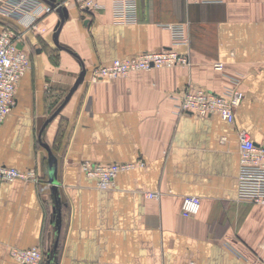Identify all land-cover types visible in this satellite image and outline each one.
<instances>
[{"label": "crops", "instance_id": "0c3cea01", "mask_svg": "<svg viewBox=\"0 0 264 264\" xmlns=\"http://www.w3.org/2000/svg\"><path fill=\"white\" fill-rule=\"evenodd\" d=\"M57 1L68 12L58 43L77 57L52 43L54 10L32 27L0 16L30 59L0 125V165L39 179L0 185V264H18L10 249L30 247L42 264H264V206L237 199L239 133L264 139V0H136L128 25L113 22L112 0L86 12ZM174 24L186 28L176 51L189 66L89 80L97 65L170 48ZM82 68L41 133L57 161L53 187L38 135ZM232 80L242 93L233 124L173 113L186 90L218 93ZM85 161L143 165L101 190L81 172ZM186 196L201 200L197 215L182 216Z\"/></svg>", "mask_w": 264, "mask_h": 264}, {"label": "built area", "instance_id": "2783aa9c", "mask_svg": "<svg viewBox=\"0 0 264 264\" xmlns=\"http://www.w3.org/2000/svg\"><path fill=\"white\" fill-rule=\"evenodd\" d=\"M198 4H220L224 0H189ZM81 11L98 8L94 0H74ZM53 9L41 0H0V16L14 20L25 27H32L35 21ZM113 22L128 25L136 22V0H112ZM171 32V46L168 49L143 52L126 59H115L107 65H97L90 70L89 80H115L127 77L137 71L168 69L189 66V59L176 51L179 46L188 44L186 28L183 24L168 25ZM20 34L11 28L0 31V125L15 104V91L18 82L30 68L28 53L18 47ZM214 68L223 70L222 64ZM238 81L221 92L186 90L176 101L173 113L177 116L193 114L202 117L216 115L228 124H233L235 112L242 100ZM239 167L237 174V199L264 206V139L255 143L244 131L239 133ZM142 162L133 164H96L88 161L80 165L81 172L96 181V187L109 190L114 187L115 178L121 171L129 170ZM17 180L38 182L34 169L18 170L0 165V185ZM148 198H158V193H148ZM201 200L196 196H186L181 202L183 217L199 213ZM10 257L18 264H42L44 254L38 247L27 249L12 248Z\"/></svg>", "mask_w": 264, "mask_h": 264}, {"label": "water", "instance_id": "95a60500", "mask_svg": "<svg viewBox=\"0 0 264 264\" xmlns=\"http://www.w3.org/2000/svg\"><path fill=\"white\" fill-rule=\"evenodd\" d=\"M43 3L47 4L48 6H50L57 14L59 17V20L57 21V23L55 24L54 28H53V32H52V43L54 44V46L62 51H65L67 53H69L70 55L77 57L74 53H72L69 49L61 46L58 43V34L59 31L61 29L62 24L64 23L65 19H67L68 17V12L67 9L62 6L57 0H41ZM85 76V69L82 68L81 72L78 75L77 80L75 81V84L73 86V89L70 91V93L67 95L66 99L64 100V102L58 107V109H56V111L44 122L43 126L40 129L39 135H38V142L41 145V147H43L47 153V163H48V181L49 183L53 186L56 187V185H58V181H57V175H56V158L54 156V154L52 153V151L50 150V148L41 142V133L44 129V127L59 113V111L63 108V106L65 105V103L67 102V100L69 99V97L71 96V94L73 93V91L77 88V86L83 81Z\"/></svg>", "mask_w": 264, "mask_h": 264}]
</instances>
